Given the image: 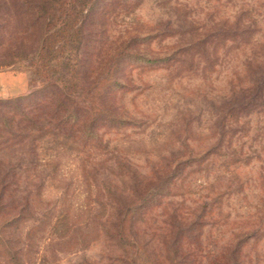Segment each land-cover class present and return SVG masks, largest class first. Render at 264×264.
Listing matches in <instances>:
<instances>
[{"label":"rangeland","instance_id":"obj_1","mask_svg":"<svg viewBox=\"0 0 264 264\" xmlns=\"http://www.w3.org/2000/svg\"><path fill=\"white\" fill-rule=\"evenodd\" d=\"M23 11L15 0H0V72L14 79L11 90L0 98L30 93L43 78L35 72L33 56L41 41L38 34L16 44L10 39L12 29L25 26ZM237 16L250 17L256 23L254 37H264L261 0H117L84 26L81 45L63 41L65 59L68 55L77 59L79 72L59 79L66 84L69 105L98 111L97 137L74 136L72 126L67 131L73 136L66 137V130L46 122L53 132L36 130V137L8 147L0 142V189L7 210L23 213L11 232L21 263L144 264L138 257L134 261L137 242L125 245L126 239L114 240L104 232L110 227L108 189L123 186L124 163L147 172L169 168L188 155H205L218 141L221 127L234 125L235 121L224 119L228 109L240 117L250 114V134L254 128L257 134L258 102L243 105L244 93H226L227 78L242 67L245 44L226 53L220 48L215 63L212 55L200 57L199 47L197 56L191 57L192 48L177 54L178 60L160 64L134 56L116 62L121 49L116 47L128 34L151 32L159 34L128 46V51L145 56L174 52L210 28H226L221 22ZM114 81L121 85H108ZM225 144L226 139L221 154L181 163L182 177L172 186L174 194L163 197L166 205L182 200L187 205L198 206L204 200L220 204L221 214L208 218L201 229L200 253L218 250L235 236L231 231L250 220L264 222V141ZM160 207L154 206L147 220L138 223L142 231L138 244L151 250L160 243L159 235L149 234L161 222ZM5 217L0 215V223ZM253 237L243 247L245 264H264V236L256 241ZM4 257L0 253V264H15Z\"/></svg>","mask_w":264,"mask_h":264},{"label":"trees","instance_id":"obj_2","mask_svg":"<svg viewBox=\"0 0 264 264\" xmlns=\"http://www.w3.org/2000/svg\"><path fill=\"white\" fill-rule=\"evenodd\" d=\"M15 1L17 6L24 10L25 26L19 30L12 29L10 39H13L12 43L16 44L24 37L29 38L34 33L38 34L37 38L41 41L33 52V56L36 57L35 72L43 75V78L39 86L30 93L17 97L0 98V142H5V147H8L24 138H31L32 135L36 137L34 134L36 130L53 132L51 126L49 128L46 125L47 123L53 124L55 128L66 130V134L68 127L72 126L74 136H79L78 133H81L95 139L97 124L100 120L96 115L98 111L95 109L89 111L88 108L80 105H69L68 101L71 98L64 92L66 84L59 79L60 76L66 79L68 73L76 75L79 72L77 68L79 61L71 55L65 59L67 56L62 46L63 41L77 42L76 46L81 45L84 26L92 23L98 12L110 7L117 0ZM70 1L78 5L70 7L67 4ZM261 2L264 4V0ZM221 24L226 28L220 25L210 28L204 32L202 37L193 42L188 41L183 48L174 52H152L145 56L128 51V46H134L135 43H141L159 34L151 32L128 34L118 42V47H116V49L121 48L116 56V62L121 58L128 60L134 56L135 59H142L148 64H160L165 61L178 60L177 54L183 51L189 53L190 49L195 48V51L190 53L191 57L197 54L200 57L205 54L212 55V61L215 63L219 59L220 48H225L223 53H226L245 44L247 52L242 67L240 70H234L227 78L226 93H244L243 105L250 106L258 102L255 112L258 116L255 124L257 134H255V128L250 134V126L247 124L250 114L243 113L240 117L237 111L233 112L228 109L224 119L235 121V123L233 126L221 127L216 145L209 147L205 155L201 153L188 155L186 158L177 160L169 168L154 167L147 172H141L124 163L121 173L126 180L122 179L123 186L114 185L108 189L110 210L107 217L110 227H105L104 232L114 240L126 239L125 245H134L131 240L133 243L137 242L134 258L138 257V260L144 264H245L243 247L250 235L254 236V241L264 236V222L258 223L253 219L248 221L250 223L243 225L244 227L231 231L235 236L228 238L218 250L200 253L199 251L202 250L201 242H199L201 229L208 218L214 219L221 214L220 204L215 205L209 202L207 204L206 200H202L203 204L198 206L187 205L183 200L178 205L163 203V197L168 198L169 195L174 194L172 186L182 177L181 163H185V160L191 161L197 158L202 160L210 153L221 154L224 139H226L225 146L227 147L235 141H247L248 139L264 141V37L257 35L254 37L257 28L256 23H253L250 17L243 19L237 16L232 20L225 19ZM29 27L31 29H27ZM58 71L62 73L58 74ZM108 85L117 86L121 83L114 81ZM41 108H48V111L39 112L38 109ZM46 113L47 117L44 115ZM71 136L73 135L70 133L66 135V137ZM232 150L237 151L235 148ZM261 184L264 188V181ZM5 186L6 184H3L4 188ZM3 194V189H0V215L3 213L6 215L0 223V247L2 248L0 253L10 263L23 264L19 249L15 244L16 241L11 236V232L23 218V213L19 209L16 212L8 211ZM262 199L264 201V190ZM157 205L161 206V222L149 234L159 235L160 243L158 248L151 250V246L142 247L138 244L139 233L142 232L138 223L146 221V215ZM121 243L120 241L118 245L122 246ZM197 256L200 259H197ZM126 259L128 260L129 257ZM136 260L135 258L134 261Z\"/></svg>","mask_w":264,"mask_h":264},{"label":"crops","instance_id":"obj_3","mask_svg":"<svg viewBox=\"0 0 264 264\" xmlns=\"http://www.w3.org/2000/svg\"><path fill=\"white\" fill-rule=\"evenodd\" d=\"M11 75L12 74L6 71L0 72V95L8 94L6 93V91L11 90V80H14L13 77H11ZM19 86L20 88H22L21 84ZM11 94H17V93H11Z\"/></svg>","mask_w":264,"mask_h":264}]
</instances>
